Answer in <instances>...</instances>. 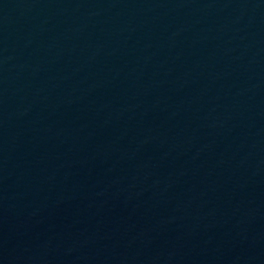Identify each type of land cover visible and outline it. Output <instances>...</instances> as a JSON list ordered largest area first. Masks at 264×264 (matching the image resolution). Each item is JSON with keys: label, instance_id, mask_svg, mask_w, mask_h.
Instances as JSON below:
<instances>
[{"label": "water", "instance_id": "95a60500", "mask_svg": "<svg viewBox=\"0 0 264 264\" xmlns=\"http://www.w3.org/2000/svg\"><path fill=\"white\" fill-rule=\"evenodd\" d=\"M0 264H264V0H0Z\"/></svg>", "mask_w": 264, "mask_h": 264}]
</instances>
